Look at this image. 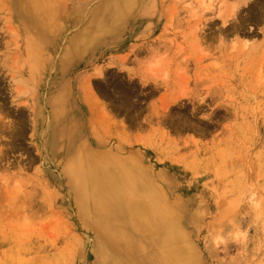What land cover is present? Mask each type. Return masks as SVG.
Masks as SVG:
<instances>
[{"label":"rangeland","instance_id":"obj_1","mask_svg":"<svg viewBox=\"0 0 264 264\" xmlns=\"http://www.w3.org/2000/svg\"><path fill=\"white\" fill-rule=\"evenodd\" d=\"M226 1L215 0L209 21L180 0H157L142 23L139 10L91 43L55 36L30 52L0 14V264H100L97 248L109 264H134L132 250L118 256L83 220L78 150L110 158L118 176L143 174L141 186L168 206L161 229H183L175 264H264V209L249 203L252 193L264 198V36L256 30L254 46L238 39L229 53ZM155 47L185 69L157 85L136 67ZM237 231L246 235L233 240Z\"/></svg>","mask_w":264,"mask_h":264},{"label":"bare ground","instance_id":"obj_2","mask_svg":"<svg viewBox=\"0 0 264 264\" xmlns=\"http://www.w3.org/2000/svg\"><path fill=\"white\" fill-rule=\"evenodd\" d=\"M0 2L5 8L0 14H4L2 16L5 22L16 25L11 31L15 32L17 28L21 38L25 37L28 41L27 50L30 52L32 46L33 49L41 51L52 42L54 45L55 36L59 37L62 43L69 39L71 47L80 45L84 40L90 39L91 43L99 30L107 24L114 23L115 18L130 16L133 13L135 15L139 10L141 16L138 23H142L143 17L147 18V15L152 13L151 10L157 0H0ZM135 6L136 10L133 9ZM225 7L230 13L224 16L222 25L225 28L221 30L227 38H235L238 35L241 39L251 42L260 32L264 36V31L259 28L264 24V0H253L247 7L241 8L237 16L231 11L227 1L223 8ZM67 9L72 11L70 16L66 15ZM243 14L247 16L243 17ZM97 23L99 27L95 29ZM83 26L85 28L82 30ZM247 27L249 31L246 30ZM256 30L260 32L257 34ZM39 55H42V52ZM14 80L25 92L29 90V78L19 76ZM77 154L86 159L72 162L73 187L76 204L83 213V220L89 229L97 231L100 238L114 245L118 256L122 255L123 251L132 250L136 256L134 264L180 262L183 259L179 246L183 245L180 242L184 234L183 229L181 225L175 223L161 229L165 220L169 218L168 206L141 186L143 174L137 173L138 176L133 177L118 176L116 166H113L114 161L110 158L79 150ZM79 157L77 159H80ZM156 229L160 230L153 238V231ZM145 238L148 240L145 241ZM97 252L100 264L110 263L106 250L97 248Z\"/></svg>","mask_w":264,"mask_h":264},{"label":"clouds","instance_id":"obj_3","mask_svg":"<svg viewBox=\"0 0 264 264\" xmlns=\"http://www.w3.org/2000/svg\"><path fill=\"white\" fill-rule=\"evenodd\" d=\"M251 2V0H227V5L230 7L231 11L237 13L241 8L247 7V5ZM181 7L186 10V12L191 17H196L199 15H204L205 19L211 20L217 13V5L215 0H180ZM214 14L212 16H207V14ZM151 27V25H148ZM241 39L238 35L231 40L229 44L230 51L235 52L238 49V45L235 43L237 39ZM244 41L243 50H249L254 41H248L246 39H242ZM219 44V43H218ZM140 64L136 65V67H141L142 71L146 77H148L152 84L157 85L168 81L171 77L172 71L183 72L184 66L182 64H178L175 68L170 64V53L163 48L155 47L148 50L147 55L143 59H138ZM216 67H220L219 63H216ZM205 102H203V105ZM208 116V115H204ZM249 203L257 210L260 211L264 209V198H257L255 193H252L249 197ZM30 224V221L25 217L23 220V225L27 226ZM246 233L237 231L235 233H231L230 237L233 240L242 239ZM214 243L219 246L221 244L227 243V240L224 237L217 236L214 240Z\"/></svg>","mask_w":264,"mask_h":264}]
</instances>
